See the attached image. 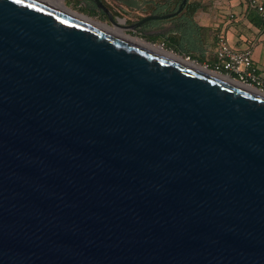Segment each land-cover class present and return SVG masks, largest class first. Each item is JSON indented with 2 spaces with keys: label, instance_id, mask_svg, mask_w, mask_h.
Here are the masks:
<instances>
[{
  "label": "water",
  "instance_id": "1",
  "mask_svg": "<svg viewBox=\"0 0 264 264\" xmlns=\"http://www.w3.org/2000/svg\"><path fill=\"white\" fill-rule=\"evenodd\" d=\"M0 264H264V94L0 0Z\"/></svg>",
  "mask_w": 264,
  "mask_h": 264
},
{
  "label": "crops",
  "instance_id": "2",
  "mask_svg": "<svg viewBox=\"0 0 264 264\" xmlns=\"http://www.w3.org/2000/svg\"><path fill=\"white\" fill-rule=\"evenodd\" d=\"M120 16H139L171 13L173 0H111ZM201 5L194 15L198 31L188 34L179 20H163L158 35L166 40L170 36L201 37L202 51L193 50L190 55L203 58L204 63H214L219 37H224L237 51H251V58L264 81V21L250 6L251 0H189ZM264 4V0H257ZM197 32V33H196Z\"/></svg>",
  "mask_w": 264,
  "mask_h": 264
},
{
  "label": "built area",
  "instance_id": "3",
  "mask_svg": "<svg viewBox=\"0 0 264 264\" xmlns=\"http://www.w3.org/2000/svg\"><path fill=\"white\" fill-rule=\"evenodd\" d=\"M250 6L264 21V4L257 0H251ZM218 40L214 68L211 70L207 64L204 67L240 85L252 87L264 93V81L253 64L251 51L249 49L245 51L235 50L224 37H219Z\"/></svg>",
  "mask_w": 264,
  "mask_h": 264
},
{
  "label": "trees",
  "instance_id": "4",
  "mask_svg": "<svg viewBox=\"0 0 264 264\" xmlns=\"http://www.w3.org/2000/svg\"><path fill=\"white\" fill-rule=\"evenodd\" d=\"M173 6L172 8L169 10L171 13L176 12L179 8V6L181 5L183 0H173ZM77 4L79 6H81L79 4V2H77ZM82 7V11L84 13H86L89 17H103L104 13L98 9L96 7L95 4H91L88 5L87 7ZM80 7V8H81ZM201 7V5L199 3L196 2H190L188 0L186 6L183 8V11L178 14L177 16L171 18V21L174 20H179L181 22V26L183 27V29L188 33V34H193V31L197 30L198 34H199V28L197 27L195 21H194V15L196 14V12L199 10V8ZM156 14V13H154ZM164 13L160 12L158 13V15H162ZM162 23V21H151L146 23V28L147 29H158V27L160 26V24ZM197 33V32H196ZM146 40H148L149 42L152 43H156L158 41H161L163 43V46L166 49H171L173 50L175 53H178L180 55H183L184 57H189L191 60H195L198 61L201 64H207L209 65V68L212 70L214 68V65L216 63V57H215V62L214 63H204V57L202 58H195L192 55H190V53L195 50V51H202V38L198 37V41L194 38H190V37H184V38H179V37H174V36H170L168 37L166 40H163L162 37L158 36V37H147L142 35ZM203 52V51H202Z\"/></svg>",
  "mask_w": 264,
  "mask_h": 264
},
{
  "label": "bare ground",
  "instance_id": "5",
  "mask_svg": "<svg viewBox=\"0 0 264 264\" xmlns=\"http://www.w3.org/2000/svg\"><path fill=\"white\" fill-rule=\"evenodd\" d=\"M48 1L53 7L57 8V9L63 11V12H66V13L72 15V16H75V17H77L79 19H82V20H84L86 22H89V23H91V24H93L95 26H98V27H100L102 29H105V30H107V31H109L111 33H114V34H116L118 36H121V37H123V38H125L127 40H130V41H132L134 43H137V44H139V45H141L143 47H146V48H148L150 50H153V51H155L157 53H160V54H162V55H164L166 57H169V58H171L173 60H176V61H178V62H180L182 64L188 65V66H190V67H192V68H194L196 70H199V71L204 72V73L212 74V75L215 74L214 72L210 71L208 68H206L204 66H201L199 64H196L195 62H193L191 60H185L180 55H177V54H175V53H173L171 51H168L165 48H163L162 46L154 45L152 43H148L145 40L137 38V37L136 38L132 37V36L126 34L120 28H112V27L108 26L107 24H103V23L97 22V21L89 18L88 16H85V15L79 14V13H77L75 11H72L71 9H69L68 7L65 6V4L63 3V0H48ZM224 79L229 81L230 83L239 84V83H237V82H235L233 80H230L229 78L224 77ZM244 87H246V86H244ZM246 88L252 89V90L254 89L252 87H246ZM260 93H262V92H260ZM262 94H264V93H262Z\"/></svg>",
  "mask_w": 264,
  "mask_h": 264
},
{
  "label": "rangeland",
  "instance_id": "6",
  "mask_svg": "<svg viewBox=\"0 0 264 264\" xmlns=\"http://www.w3.org/2000/svg\"><path fill=\"white\" fill-rule=\"evenodd\" d=\"M63 3L65 4V6L66 7H68L69 9H71L72 11H75V12H77V13H79V14H82V15H85V16H88L86 13H84L83 11H82V7L81 6H79L78 4H77V2H75V1H73V0H63ZM112 3V2H111ZM114 6H115V4L114 3H112V5L110 6L109 4H108V9L110 8L111 10H112V12L114 13V15H115V18L116 19H118L119 20V23L120 24H122V25H124V24H126L127 22H135L136 20H138L139 19V16H127V15H121L120 16V13H118V11L116 10V9H114ZM81 7V8H80ZM91 19H93V20H95V21H97V22H100V23H103V24H107V25H109L110 27H112V28H116L115 26H113L109 21H107V20H105L103 17H91ZM126 34H128V35H130V36H132V37H137V38H140V39H143V40H145L146 42H148V43H152V42H149L148 40H146L142 35H140V34H137V33H132V32H128V31H126V30H123ZM152 44H154V45H159V46H162L163 48H165L164 46H163V43L161 42V41H158V42H156V43H152ZM166 49V48H165ZM166 50H168V51H171V52H173V53H175L173 50H171V49H166ZM175 54H177V55H180V54H178V53H175ZM183 56V55H182ZM184 57V56H183ZM191 61H193V62H195L196 64H199V65H201V66H205V64H201V63H199L198 61H195V60H191Z\"/></svg>",
  "mask_w": 264,
  "mask_h": 264
},
{
  "label": "flooded vegetation",
  "instance_id": "7",
  "mask_svg": "<svg viewBox=\"0 0 264 264\" xmlns=\"http://www.w3.org/2000/svg\"><path fill=\"white\" fill-rule=\"evenodd\" d=\"M75 2H79V4L83 7H87L88 5L91 4H95L94 0H73ZM105 6L108 8V4L111 6L113 1L111 0H101ZM112 2V3H111ZM109 11L111 12V14L113 15V17L115 18L114 13L112 12V10L109 8ZM103 12V11H102ZM104 13V12H103ZM104 19L109 21L107 15L104 13ZM163 15V14H162ZM142 18H139L138 20H136L135 22H127L125 25L129 26L132 25L134 23H136L137 21L141 20ZM134 33L140 34V35H145L147 37H158V29H147L146 28V24H144L143 26H141L137 31H135ZM147 34V35H146Z\"/></svg>",
  "mask_w": 264,
  "mask_h": 264
}]
</instances>
